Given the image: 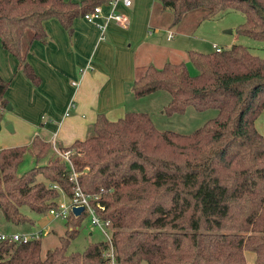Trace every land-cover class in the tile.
Segmentation results:
<instances>
[{
    "label": "trees",
    "instance_id": "obj_1",
    "mask_svg": "<svg viewBox=\"0 0 264 264\" xmlns=\"http://www.w3.org/2000/svg\"><path fill=\"white\" fill-rule=\"evenodd\" d=\"M171 13V26L203 9L200 19L228 9L245 20L236 33L264 40V0H157ZM104 0H0V42L18 61V70L34 86L40 78L27 61L33 41L45 42L44 22L55 18L70 35L73 20ZM197 69L167 61L145 66L132 83L143 97L158 90L169 93V114L186 106L217 115L190 134L157 130L143 111H127L110 120L98 113L71 162L83 191L97 193L111 221L114 263L109 241L90 242L83 251L66 250L86 216L69 213L59 244L42 254L41 239L27 242L0 239V264H264V135L255 120L264 110V59L245 46L200 53L188 51ZM10 82L0 75V120L10 103ZM52 144L34 136L29 145L0 149V211L15 224L34 222L21 211L37 213L57 206L61 194L70 196V170L49 157L22 174L18 165L26 151L38 162Z\"/></svg>",
    "mask_w": 264,
    "mask_h": 264
},
{
    "label": "crops",
    "instance_id": "obj_2",
    "mask_svg": "<svg viewBox=\"0 0 264 264\" xmlns=\"http://www.w3.org/2000/svg\"><path fill=\"white\" fill-rule=\"evenodd\" d=\"M118 10L128 16V27L111 22L103 39L82 17L73 20L70 35L55 18L46 20V41H33L26 57L40 78L37 86L20 73L17 59L0 42V75L10 82L6 97L11 103L3 114L6 121H0V149L29 145L34 136L59 149L69 147L88 135L98 113L116 120L133 111L127 98L134 95L132 83L145 66L161 67L169 61L165 53L183 58L170 54L153 36L171 27L175 35H187L195 27L190 28L184 18L171 26L170 11L159 3L155 12L150 0H133L130 7L119 4ZM157 52L164 56L162 63L152 62ZM8 122L12 132L6 129ZM48 157L43 159L47 162Z\"/></svg>",
    "mask_w": 264,
    "mask_h": 264
},
{
    "label": "rangeland",
    "instance_id": "obj_3",
    "mask_svg": "<svg viewBox=\"0 0 264 264\" xmlns=\"http://www.w3.org/2000/svg\"><path fill=\"white\" fill-rule=\"evenodd\" d=\"M150 1L152 2V9L157 12L159 6L158 1ZM166 11L163 12L164 15H168L165 13ZM202 13L203 9H198L191 11L184 16L183 22H187L190 28L195 27L192 31L188 32L187 35H175V31H173L175 30L174 27H171V30L155 32L156 35L153 36V39H155L158 44L166 47L168 51H170V54L174 53L179 57H183L176 58L169 55V53H165L164 56L169 57V61L185 62L189 72L194 75L197 73V69L189 61L187 55L188 51L210 53L214 51L215 45L221 49H227L233 44L243 45L252 54L264 59V40H257L236 33V27L245 20L243 13L237 10L228 9L213 18L201 20L200 15ZM169 34L172 36L170 39L167 38ZM171 48H173V50H171ZM162 56L163 55L160 52H157L155 56H152V62L162 63L161 61L164 57ZM170 99L171 97L168 92L158 90L143 97H136L130 94L127 101L129 103V109L146 112L154 127L160 131L170 130L181 134H190L197 128L203 126L209 119L217 115V110L214 108L199 111L190 105L186 106L182 112L169 114L164 108L169 103ZM9 104L11 105V103ZM9 110L5 111L8 112ZM1 120L6 121L4 117ZM8 124L11 123L8 122L6 125ZM255 127L264 135V110L255 120ZM75 152L76 150H74V153ZM49 155L51 158H58L52 149ZM45 163V159L36 162L32 154L29 151H26L22 157V161L18 165L17 173L20 175L35 165H43ZM60 197H63L62 194ZM21 211L33 218L34 224H15L5 221L0 211V230L11 233L30 232L39 228H47L49 231L41 237L42 254L45 253L47 248L59 244V236L64 235L67 229L64 217H54L49 213H37L31 210L27 205H22ZM78 227L79 231L77 235L71 238L66 248L68 252L74 250L83 251L90 242L105 240V235L98 227L90 224L87 215L80 220ZM245 255L247 264L253 262L254 252L245 250Z\"/></svg>",
    "mask_w": 264,
    "mask_h": 264
},
{
    "label": "built area",
    "instance_id": "obj_4",
    "mask_svg": "<svg viewBox=\"0 0 264 264\" xmlns=\"http://www.w3.org/2000/svg\"><path fill=\"white\" fill-rule=\"evenodd\" d=\"M122 4L124 7H130L133 4V0H104L103 3L94 6V8L83 14L82 18L90 24H93L100 31V39L104 38V33L109 23L114 22L123 28H127L130 21L128 16L118 10V5ZM105 8V11H104ZM171 34L168 38H171ZM214 50L219 52L221 48L214 46ZM52 150L56 156L63 162H65L70 170L69 180L73 182V191L70 196L62 194L57 203V206L51 207L48 213L54 217L68 216L69 213H73V207L82 206L81 212L85 211L88 216L91 225L98 227L105 235V239L109 241L110 247L107 255L112 263H114V251L111 245L112 237V225L111 221L107 218H103L97 211V208L103 209L104 204L99 199L100 195L97 193H90L83 191L77 180L78 174L75 172L71 155L74 153L72 149L61 150L52 144ZM77 215V214H76ZM49 230L47 228H39L30 232H11L7 233L0 230V239H7L9 241L27 242L31 239H41L42 235L46 234Z\"/></svg>",
    "mask_w": 264,
    "mask_h": 264
},
{
    "label": "water",
    "instance_id": "obj_5",
    "mask_svg": "<svg viewBox=\"0 0 264 264\" xmlns=\"http://www.w3.org/2000/svg\"><path fill=\"white\" fill-rule=\"evenodd\" d=\"M10 108H11V105L8 104V105H7V109H10ZM6 129L9 130V131H13L12 124H8V125L6 126ZM72 209H73V212H74V213H76V214H80L81 211H82V209H83V207H82V206H75V207H73Z\"/></svg>",
    "mask_w": 264,
    "mask_h": 264
}]
</instances>
